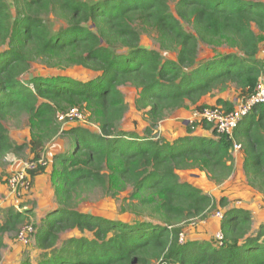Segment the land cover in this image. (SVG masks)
Wrapping results in <instances>:
<instances>
[{
  "label": "trees",
  "instance_id": "1",
  "mask_svg": "<svg viewBox=\"0 0 264 264\" xmlns=\"http://www.w3.org/2000/svg\"><path fill=\"white\" fill-rule=\"evenodd\" d=\"M50 17L63 26L53 30ZM145 30L154 33L157 49L140 46ZM260 34L264 0H0V166L9 154L29 148L37 161L55 140L65 144L49 155L48 167L30 172L33 179L49 168L55 207L40 216L27 207L5 208L0 257L4 235L35 219L33 249L13 264H264V221L253 230L249 211L225 199L221 245L179 242L183 225L205 220L216 204L177 174L197 169L220 184L233 172L237 144L247 185L264 197V105L242 118L231 137L208 124L201 129L211 137L188 127L169 141L156 131L188 105L206 108L198 104L215 90L232 86L240 99L264 86ZM199 43L231 51L202 60ZM33 63L80 67L95 77L32 76ZM125 86L137 91L134 108L148 123L141 135L119 126L128 109ZM232 104L217 99L212 107L230 111ZM71 108L86 111L97 129H63L57 114ZM21 116L27 117L26 144H16L5 126ZM96 189L110 198L130 190L120 212L133 219L80 212L81 195ZM73 231L79 235L62 237Z\"/></svg>",
  "mask_w": 264,
  "mask_h": 264
},
{
  "label": "rangeland",
  "instance_id": "2",
  "mask_svg": "<svg viewBox=\"0 0 264 264\" xmlns=\"http://www.w3.org/2000/svg\"><path fill=\"white\" fill-rule=\"evenodd\" d=\"M171 10L173 11V6L171 5ZM50 25L52 26L53 30H57L59 27L63 26V22L59 20H55L53 17H50ZM186 27V25H185ZM188 29V27H186ZM253 30L256 29L253 26ZM141 40L140 46L145 49H157L158 44L155 41V35L150 30L141 31ZM260 41V52L258 58L264 59V35L260 34L258 36ZM231 51V49L222 46L219 48H213L211 46H206L202 43H199V57L204 60L212 57L215 54L219 53H226ZM165 55H168L167 53ZM171 57V55H168ZM30 75L32 76H39V77H51V76H68L76 80H89L95 77V75L91 72L83 70L80 67H71L66 70H59L56 68H50L41 63H33L30 69ZM233 87L230 86L224 90H215L212 95H208L204 97L198 106H205V107H212L214 106L213 97H217L220 95L226 96H234L233 95ZM121 92L123 93L125 100L128 104L127 112L124 115L123 120L120 122V127L122 129L132 127L134 130H144L147 127L148 123L142 116V112L137 111L134 108V101L136 99L137 92L135 88L130 86H125L121 88ZM235 92V91H234ZM73 109V108H71ZM77 109V108H76ZM70 110V109H69ZM83 115V119L81 121H71L65 122L62 124V128L67 130L71 126L76 125H85L90 127L94 130L97 129V126L93 123H90L88 120L89 114L84 111L80 110ZM198 111L195 106L188 105L187 108L184 110L186 113H190L188 119L192 117V115ZM176 113H172L168 115L163 121L171 120L176 118ZM187 119V120H188ZM185 118H181L178 123H175L176 128H183L185 130L186 127H189L187 123L183 122ZM163 121L159 122L158 125L163 123ZM186 122V121H185ZM5 126L8 130L9 137L16 143V144H26L29 140V130L27 126V117L21 116L19 118L10 119L8 122L5 123ZM195 129H201V125ZM194 129V130H195ZM203 129V128H202ZM201 129V130H202ZM199 134H202L199 131ZM159 135V134H158ZM63 150L65 149L64 141L61 139L55 140L53 144H49L45 147V155L42 156L45 160L46 166H49L50 157L49 155L53 153L55 150ZM241 155V151L237 152ZM237 153H234L232 149V155L237 156ZM33 159V155L30 153L29 148L26 149L22 156H15L9 154L5 158V162L3 166H0V171L7 172V174H12L14 172L19 171L22 169L27 162ZM233 172L231 176L220 184H216L213 181L209 180L208 177L204 172H201L197 169H191L186 171H178L177 174L181 182H186L191 184L193 187L200 189L204 194L211 196L215 200L216 207L205 220H198L194 219L189 221L188 223L183 225V242L185 240H198V241H215L214 236L219 231L221 219L216 217L217 212H223V209L220 206L221 199H225L229 206H237L240 202H248L249 204V213L251 216V221L253 223L252 228L253 230L258 226L259 220L256 218V214H259L260 217H264V197L257 192L256 190L250 188L246 180H243L245 186L248 188V192L250 195H246L244 199L240 198V196L229 195L230 193V186H233L237 189L242 184L240 169L236 170L233 168ZM7 176V175H6ZM5 177V175H4ZM6 178V185L7 179ZM29 181H31V185L22 193L21 198L16 199V196L12 194L11 198L6 192V188H0V223L3 220V210L5 208L13 207L17 205L18 208L27 207L34 211V214L40 216L43 211L47 207H54L55 203L52 199L51 191L53 190L52 186L47 183V181L43 177H38L35 179H31L30 176ZM0 187H5L4 181H0ZM8 187V186H6ZM130 190H126L124 192L119 193L117 198H110L104 195L99 189H96L94 192L89 194H83L79 199H83L79 202L78 210L83 213H89L94 216H100L106 219L117 220L125 222L127 220L133 219V215L130 212H120L121 210V203L122 200L128 196V192ZM11 193V192H10ZM254 193V195H252ZM239 194V193H238ZM247 200H246V199ZM18 202V203H17ZM17 203V204H16ZM256 204L258 207H253ZM9 204L8 206H5ZM23 205V206H21ZM251 208V209H250ZM15 211H18L14 207ZM253 216V217H252ZM36 222L35 219L30 220V224L34 225ZM263 222V221H262ZM260 222V224L262 223ZM29 224V225H30ZM25 226V224L23 225ZM19 229V228H18ZM19 230L14 233L5 234L3 238V248L1 249V257H0V264H13L19 258H21L22 254L26 250H32L34 245V240L29 236V241L27 244L22 245V242L19 239V235H17ZM75 231L73 232H66L63 234L62 237H71V236H78ZM87 235V234H86ZM89 236V235H87ZM34 258V256H33Z\"/></svg>",
  "mask_w": 264,
  "mask_h": 264
},
{
  "label": "built area",
  "instance_id": "3",
  "mask_svg": "<svg viewBox=\"0 0 264 264\" xmlns=\"http://www.w3.org/2000/svg\"><path fill=\"white\" fill-rule=\"evenodd\" d=\"M257 105H264V86L261 83L257 86L254 94H252L249 98L234 100L232 104L233 108L230 111H225L221 107H206L201 111H196L192 117L186 121V123L193 129L202 124H208L213 127L218 136L231 137L233 130L236 128L241 119ZM57 119L63 123L81 121L83 119V115L80 110L73 108L65 113L57 114ZM239 149V145H233V150ZM43 159L44 158L41 157L37 161L31 160L27 162L22 169H19V171L9 175L7 179V186L11 194L16 196V199L21 198L22 193H25L31 185V181H29L28 177L30 176V172L35 171L38 167L46 166L45 160ZM14 207L18 211L20 210L17 205L13 206V208ZM216 217L222 219L223 212H217ZM32 232V226L30 225H26L18 231L17 235H19L22 245L27 244L29 236ZM214 239L218 245H221L223 236L220 231L215 234ZM179 242L183 243L182 234L179 236Z\"/></svg>",
  "mask_w": 264,
  "mask_h": 264
},
{
  "label": "crops",
  "instance_id": "4",
  "mask_svg": "<svg viewBox=\"0 0 264 264\" xmlns=\"http://www.w3.org/2000/svg\"><path fill=\"white\" fill-rule=\"evenodd\" d=\"M234 89V88H233ZM137 92V91H136ZM233 95L234 96H226V95H220V96H217V97H213L212 100H213V103L215 104L216 103V100L217 99H221L223 101H228L229 103H232L234 102V100L236 99V93L234 92L233 90ZM185 109H181V110H178L176 112H173V113H176L175 115H177L176 118H173L171 120H166V121H163V123H161L160 125L157 126L156 128V131H157V134H159L160 137L166 139V140H169V141H172L174 139H177L179 137H183L186 135V129L188 127L185 128V130L183 128L179 129V128H176L175 129V123H178V121H180L181 118H185V120H183V122L186 124L185 121H187L188 117H189V114L190 113H186L184 112ZM125 131H135L138 135H141L143 130H134L132 127H128V128H125L124 129ZM199 131L202 133V134H199ZM194 135H197V136H203V137H211V133L210 131H205V130H201V129H197L195 132H194ZM240 150V149H239ZM239 150H234V153H237L239 152ZM233 156V155H232ZM233 159H234V169L238 170L240 169V174H241V180H242V184H240L241 186L240 187H237V189L233 186H230V193L229 195H234V196H240V198L244 199V197L246 195H250V193L247 191L248 188L245 186L243 180H245V177H244V174H243V170H242V165H243V155L241 153L238 154L237 153V156H233ZM234 171V170H233ZM11 174V173H10ZM10 174H7V172H2L0 171V181H4V185L5 187H0V188H6V192L7 194L10 196H12V194L10 193L8 187H6V178L8 175ZM50 170L49 168L46 169V172L44 174H41V175H38V176H35L33 179L35 178H38V177H43L47 183H49L51 185V182H50ZM5 175V177H4ZM7 175V176H6ZM53 190L51 191V194H52V199L54 200V195H53ZM239 193V194H238ZM254 195V193L252 194ZM246 199V198H245ZM247 200V199H246ZM245 200H243V202H239L237 206H235L236 208H242L244 210H247L249 211V204L248 202H245ZM9 204H6L5 206H8ZM253 207H258L254 206V203L252 205ZM9 207V206H8ZM55 207V206H54ZM54 207H47L46 209H52ZM231 207H234V206H231ZM45 209V210H46ZM251 209V208H250ZM253 217V216H252ZM256 218L259 220V222L257 223L258 225L260 224V222L264 221V217H260L259 214H256ZM253 225V223H252Z\"/></svg>",
  "mask_w": 264,
  "mask_h": 264
}]
</instances>
